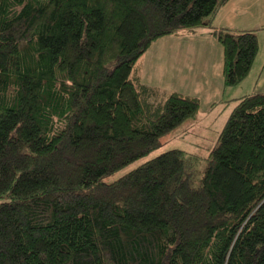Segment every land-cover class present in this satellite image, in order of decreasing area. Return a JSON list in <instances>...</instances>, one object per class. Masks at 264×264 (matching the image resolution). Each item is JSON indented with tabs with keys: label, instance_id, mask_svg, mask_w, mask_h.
<instances>
[{
	"label": "trees",
	"instance_id": "16d2710c",
	"mask_svg": "<svg viewBox=\"0 0 264 264\" xmlns=\"http://www.w3.org/2000/svg\"><path fill=\"white\" fill-rule=\"evenodd\" d=\"M229 1L0 0V264H264V93L233 101L196 182L179 149L102 181L197 118L137 63ZM213 37L236 87L257 36Z\"/></svg>",
	"mask_w": 264,
	"mask_h": 264
},
{
	"label": "crops",
	"instance_id": "0c3cea01",
	"mask_svg": "<svg viewBox=\"0 0 264 264\" xmlns=\"http://www.w3.org/2000/svg\"><path fill=\"white\" fill-rule=\"evenodd\" d=\"M256 1L263 3L262 7L264 6V0H230L212 17V28H201L194 33L168 36L158 40L161 44L157 57L151 58L150 54L145 53L137 63V76L140 82L157 88L165 94L178 92L199 98L201 108L197 118L202 116L209 121L211 117L210 123H214L216 119L213 109L218 107L232 109L233 101L245 96L235 97L233 93L237 92L233 89L241 87L239 85H242L249 77L254 79L251 94H263L264 60L262 62L259 58L261 51L259 41L258 52L247 78L236 87L224 89L222 47L213 37V31L222 28L231 29L234 32L256 30V28L249 29L245 25L246 21L243 20L247 14L251 15V18L255 17L253 5ZM258 60L261 64L260 62L258 64ZM213 104L215 105L212 107Z\"/></svg>",
	"mask_w": 264,
	"mask_h": 264
},
{
	"label": "rangeland",
	"instance_id": "374dc122",
	"mask_svg": "<svg viewBox=\"0 0 264 264\" xmlns=\"http://www.w3.org/2000/svg\"><path fill=\"white\" fill-rule=\"evenodd\" d=\"M263 3H257L254 2V10H253V18H251V15L247 14L245 20V25L249 27V29L256 28L259 29L256 30H250L254 31L257 39L259 41V45L261 48L259 58H261V61L264 60V6L262 7ZM257 16V19H256ZM164 38V37H163ZM162 39V38H161ZM160 40V39H159ZM157 44V45H156ZM161 44V41L158 43V41L155 42V44L152 45V48L150 51L146 52V54H150L151 58L157 57V52L159 50V46ZM259 64V60L257 61ZM261 64V62H260ZM254 79L249 77L244 81V83L239 86L237 89H233L237 93H233L235 97H241L243 95H249L252 93V87H253ZM241 88V89H240ZM230 90V89H229ZM239 95V96H238ZM231 111V107L224 108V107H218L216 109H213V115H216V119L214 123H210L211 120L206 121V118L200 116L196 119H189L188 121L184 122L181 126L177 127L167 135H165L161 139L162 145L156 149L155 151L149 153L148 155L136 160L135 162L123 167L118 172L111 176H107L102 179V181L110 183L125 173L133 170L134 168L138 167L142 163L153 159L155 157H158L159 155L165 153L168 150L171 149H179L187 154L195 155L199 158V161L196 164V171L193 177V182H196L199 177L201 176L203 169L205 167V162L203 159L207 156L210 149H212L217 141L219 132L221 131L224 123L227 120V117L229 115V112ZM204 119V120H203ZM4 201V198H0V203Z\"/></svg>",
	"mask_w": 264,
	"mask_h": 264
}]
</instances>
